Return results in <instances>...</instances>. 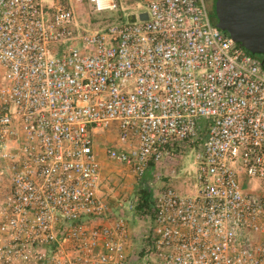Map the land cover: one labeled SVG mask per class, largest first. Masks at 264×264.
Returning <instances> with one entry per match:
<instances>
[{"label": "built area", "instance_id": "obj_1", "mask_svg": "<svg viewBox=\"0 0 264 264\" xmlns=\"http://www.w3.org/2000/svg\"><path fill=\"white\" fill-rule=\"evenodd\" d=\"M61 1L0 0V264H130L128 220L98 193L104 130L139 176L199 146L197 190L153 198L143 264H264L262 59L206 0H139L99 29L72 3L119 0Z\"/></svg>", "mask_w": 264, "mask_h": 264}, {"label": "rangeland", "instance_id": "obj_2", "mask_svg": "<svg viewBox=\"0 0 264 264\" xmlns=\"http://www.w3.org/2000/svg\"><path fill=\"white\" fill-rule=\"evenodd\" d=\"M61 3L67 4L64 0ZM138 4L139 0H119L117 10L94 13L91 6L87 4L72 3L79 25L90 29H99L111 22H126L131 20V16L134 15L139 17L146 9L144 4L140 6ZM2 76L3 69L0 67V83H2ZM117 143L115 130H104L96 135L95 149L102 165V183L98 193L107 204L110 215L124 214L127 218L132 236L131 251L134 252V247L138 246L139 239L133 240V232H136L138 238H141L144 233L146 234V229L151 235L155 227L154 222L149 223L147 215L143 216L135 211L140 190L147 188L152 192L153 198L155 194L168 188L183 195L195 192L199 185L197 165L195 164L199 146L186 144L184 147L174 150L168 160L165 158L162 163L154 165L145 176H139L131 167L109 158L107 150ZM146 240H148L147 237ZM143 258L134 259L136 260L135 264H143ZM149 258L155 263L152 257Z\"/></svg>", "mask_w": 264, "mask_h": 264}, {"label": "water", "instance_id": "obj_3", "mask_svg": "<svg viewBox=\"0 0 264 264\" xmlns=\"http://www.w3.org/2000/svg\"><path fill=\"white\" fill-rule=\"evenodd\" d=\"M215 12L217 27L264 64V0H216Z\"/></svg>", "mask_w": 264, "mask_h": 264}, {"label": "trees", "instance_id": "obj_4", "mask_svg": "<svg viewBox=\"0 0 264 264\" xmlns=\"http://www.w3.org/2000/svg\"><path fill=\"white\" fill-rule=\"evenodd\" d=\"M259 56L261 59L263 58L262 55H257ZM153 202V196H152V192L150 190H148L147 188H142L139 192V199H138V203L137 206L135 208V211L137 214L140 215H147L149 213V210L151 208ZM148 229H146V234L144 233L141 238H138L136 232H133L134 236H133V240L137 241L139 239V241L137 242V247H134V252L132 253V258L130 259V264H135L136 260L134 259H142L145 255V250L148 246V240H146V237H148Z\"/></svg>", "mask_w": 264, "mask_h": 264}, {"label": "flooded vegetation", "instance_id": "obj_5", "mask_svg": "<svg viewBox=\"0 0 264 264\" xmlns=\"http://www.w3.org/2000/svg\"><path fill=\"white\" fill-rule=\"evenodd\" d=\"M215 3L216 0H206V6L208 9V12L210 14L211 20H216V12H215ZM215 14V17H214Z\"/></svg>", "mask_w": 264, "mask_h": 264}, {"label": "crops", "instance_id": "obj_6", "mask_svg": "<svg viewBox=\"0 0 264 264\" xmlns=\"http://www.w3.org/2000/svg\"><path fill=\"white\" fill-rule=\"evenodd\" d=\"M213 22H214V23H217V21H216V20H213Z\"/></svg>", "mask_w": 264, "mask_h": 264}]
</instances>
